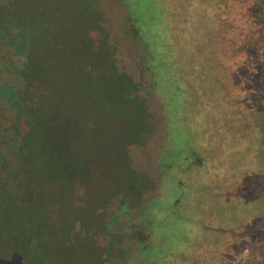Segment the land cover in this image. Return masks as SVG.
<instances>
[{"label":"rangeland","instance_id":"rangeland-1","mask_svg":"<svg viewBox=\"0 0 264 264\" xmlns=\"http://www.w3.org/2000/svg\"><path fill=\"white\" fill-rule=\"evenodd\" d=\"M59 1L68 5L70 12L79 19L87 15L93 24L97 19L102 25L107 24V32L114 37V55L103 47L89 48L85 60H94L102 75L96 81H82L79 85L81 80L74 69L75 65L65 66L63 52L50 49L42 54L48 82L39 108L56 106L80 125L79 134L71 135L67 144L57 143L59 135L63 133L59 122L44 119L43 126L40 121H35L36 114L31 110H21L25 116H15L7 131L9 122L3 118L5 109L0 106V195L4 188L11 192L10 199L26 192L37 212L34 220L41 221L43 219L40 217L46 215L50 221H54L53 215L56 213L55 219L61 225V235L55 240L50 238L44 264H66V257L70 254L76 264L95 263L98 256L96 245L84 239L85 242L77 240L71 244L66 242L64 236L63 227L69 221L70 214L68 205H74L79 199L78 190L85 188L89 193H99L107 183L114 194L115 188L127 193L124 199L125 202L129 200L128 212H124L120 219L126 222L128 218L129 223L132 222L135 210L156 194L153 189L156 187V169L159 165L155 147L156 140L160 141L159 137L157 139L158 131L166 122L168 136L164 141L161 139L159 146L160 151L162 147L167 150L164 154L162 151L164 161L181 162L182 157L192 150L187 143L202 148L192 150L199 155L200 161L186 172L180 173L176 169L177 176L171 182V193L162 195L157 190L158 201L149 207L150 213L154 205L159 210L154 218V245L152 238L149 241L152 256L156 257L154 263L166 264L161 258L159 260V256L164 258L171 255L173 264H249L245 261L254 259L264 250V199L259 197L264 177H254L256 165L249 153L250 144L234 131L226 129L228 126L221 123L218 131L224 135H211L215 142L210 144L208 138L203 140L202 136L191 134L194 125H205L203 117L194 116L203 104L193 96L197 90L189 86L192 79L184 77L185 74L177 76L178 71L187 73L194 68L190 57L182 56V48L195 50L197 45L206 44L213 26L217 33L220 32L221 25L225 23L222 22L224 7L228 6L227 10L230 11L236 6V0L229 1L225 6L218 5L216 0H86V3L100 6L98 17L95 8L84 6L81 0ZM19 2L15 1L16 14L22 16L35 0H27L21 8ZM45 4L44 10L49 11L52 3ZM259 19L256 24L253 21L252 26L248 25L254 45L247 58L249 64L244 70L251 72V76L243 79L239 71L236 73L240 78H236L233 73L226 75L220 71V93L216 94L213 87H206L209 94H216L213 98L220 110L235 109V102L247 97L245 89L254 92L264 88V19ZM176 24L180 26L179 33L171 32L170 40L164 37L165 40L160 42L167 46L166 50L170 53L163 51L165 54L158 55L153 49L158 52L160 46L152 45V48L146 41L149 29H159L160 26L162 30L171 29ZM228 27L231 29L230 25ZM136 29H139L137 33ZM236 32L230 31L226 38ZM51 42L46 38L40 39L38 46L44 48ZM221 49L220 46L217 50L214 48L217 51L214 52L216 61L227 63L221 64L222 67L232 66L236 69L234 60L228 62L219 54ZM206 55L203 53L202 56ZM171 60H175V63ZM54 61L56 66L52 67ZM113 61L114 67H117V61L118 68L133 78L135 88L140 87L141 95L138 93L137 97L144 101L152 117L151 131L150 118H146L143 104L133 101L134 88L124 78L125 74L122 75L117 68V71L113 69ZM167 62H172L171 67ZM1 64L5 65L0 61ZM255 68L259 69L260 78L252 75ZM66 71L71 75L70 80L66 86H62ZM179 84L184 85L182 91ZM56 89H62L63 99ZM110 114H114L116 120H109ZM11 117L13 115L8 118ZM1 152L7 157L2 158ZM58 158L87 165L88 171L91 167L92 171L103 177V181L95 182L88 177L80 184L63 185L58 175L61 172ZM133 179L138 184L136 191L134 189L135 196L130 195ZM180 182L183 183L182 189ZM178 197H182V201L175 206ZM7 202L6 198L0 199V222H4L0 237L5 239L12 236L25 241L22 237L13 236L12 231L16 222L23 226L26 224L22 221L26 214L16 212V216L12 217L16 221L11 223L9 220L12 218L5 216ZM120 204L119 201L114 209L117 206L119 211ZM126 227L118 230L125 234V231L131 230ZM33 241H37L36 237ZM118 241L121 242L114 237L112 250L116 249Z\"/></svg>","mask_w":264,"mask_h":264},{"label":"flooded vegetation","instance_id":"flooded-vegetation-1","mask_svg":"<svg viewBox=\"0 0 264 264\" xmlns=\"http://www.w3.org/2000/svg\"><path fill=\"white\" fill-rule=\"evenodd\" d=\"M15 1L0 0V61L5 63V65H0V106L5 109L2 115L3 118L9 122V127L6 130L10 129L11 120L15 116H25L24 112L21 111L23 109L31 110L35 113V121H40L43 126L44 119H49V111L53 112L55 110L58 114L56 113V116L52 117L51 120L59 122V127L63 128V133L57 143L67 144L71 135L79 134L80 125L78 126L71 115L62 113L61 109L56 106L50 105L43 109L39 108L40 100L45 95L44 89L48 82V76L44 74V56L42 54H44L45 50L48 51L50 49H55L60 53L63 52L65 66L66 64L75 65L74 69L77 70L81 80L79 85L82 84V79L90 83L92 80H97L102 75V71L94 69L93 77L86 76L88 74L91 76L88 70L93 64L96 65V62L92 59L87 62L85 53H87L89 48L97 49L98 47H103L107 51L109 50L113 56L114 46L112 41L114 37L107 32V24L106 26L102 25L98 19L93 24L90 16L86 17L87 15L79 19L70 12L68 5L63 4L59 0H35L34 4L30 6L29 10H25L22 16L16 14ZM18 1H20L18 4L21 8L27 0ZM81 1L84 6L95 8L96 15L98 9L101 10L100 6L96 7L93 2L91 5L86 3V0ZM46 2L52 3V8L49 11L44 10ZM44 38L52 42L45 45L44 48L39 47L40 39L42 41ZM51 65L52 67L56 66V61L51 63ZM116 65L118 68L117 61ZM118 70L121 71V74H127L119 68ZM70 76V73L68 74V71H66L62 86L67 85ZM86 78L88 80H85ZM55 91L62 99L64 98L62 89H56ZM134 91L136 95L138 93L141 95L140 87L134 88ZM11 115L13 117L8 118ZM108 118L112 120L111 114ZM149 121L151 123V131V115ZM166 126H168L167 122L158 131L157 139L159 137L160 141H164V138L168 136ZM160 141L156 140L157 147H155L156 159L159 165V168L156 169L158 173L154 184L156 187L153 189L156 194H153L146 204L135 210L131 223H129L128 218L126 222L120 219L124 212H128L129 200L125 202L124 199L127 193L124 194L115 188L114 194L107 183H105V187L101 188L99 193H96V191L93 194L89 193L85 188L78 190L80 200L75 201L74 205H68L70 212L69 221L63 227L66 242L72 244L77 240L84 239L86 242L90 240L98 248V256L95 258L94 264H155L154 260H156V257L152 256V246L154 245L153 229L155 227L154 218L159 210L154 205V210L152 209L153 211L151 210L150 213L149 207L158 201L157 190L161 191L162 195L171 193V182L177 176L175 173L176 169L180 173L186 172L191 166L200 161L199 155L192 150H190L189 154L182 157L183 160L181 162L164 161L162 151H164V154L167 150H163V147L161 151L159 150ZM11 144L14 145L15 142H11ZM1 153H3L2 158L7 157V154ZM57 161L61 166V172L58 175H60L63 185L80 184L88 177L93 178L95 182L103 181V177L92 171L91 167L88 171L87 165L82 166L77 161L66 162L67 159L63 161L62 158H58ZM109 185L111 186V184ZM179 185L180 189H182L183 183L180 182ZM2 191L0 199H8L5 208V216L7 218L9 217L10 219L16 216L15 213L18 211L26 214V217L22 219L26 224L23 226L16 222L12 231L13 236L22 237L26 242L12 236L5 239L0 237V264H44V254L46 255L50 238L55 240L61 235V225L55 219L56 213L53 215L54 221H50L51 219L46 215H44V218L40 217L43 220L36 221L33 219L35 213H37L35 206L30 204L31 199L26 192L22 193L21 196L14 195V200L10 199L11 192L7 191L6 188ZM130 195L135 196L134 189H130ZM119 201L121 204L118 211V207L116 206L114 209V206ZM181 201L182 197H178L175 206L179 205ZM1 209L2 206L0 204ZM27 217H29L28 220H26ZM9 221L12 223L16 220L12 218ZM3 224L4 222H0V229L3 228ZM123 226H127V230L131 228V230L125 231V234L121 233L118 229ZM35 237L36 242L33 241ZM114 237H118L121 242L118 241L115 245L116 249L112 250ZM151 238L153 244L150 247L149 241ZM13 258L14 260L11 263H5V261ZM160 258L166 264H173L174 258H171V255L164 258L159 256V260ZM66 262V264H76L72 261L71 254L66 257Z\"/></svg>","mask_w":264,"mask_h":264},{"label":"trees","instance_id":"trees-1","mask_svg":"<svg viewBox=\"0 0 264 264\" xmlns=\"http://www.w3.org/2000/svg\"><path fill=\"white\" fill-rule=\"evenodd\" d=\"M217 4L220 6H225L229 1L232 0H216ZM236 6L234 7L236 10L233 12L234 8L227 10L228 6L224 7V13L222 14V22L225 21V23L228 24H222L220 27V32H216L215 26L211 27L212 29L210 36H208L207 43L205 44H199L197 45L196 49L193 50L191 48H182L181 54L183 57H190L191 63H194V68H191V71H187V73H181L178 71L177 76L181 74H185L184 77H188L189 79H192L189 86H192L195 90L193 92V96H196L197 102H202V108L199 109V113L197 112L194 114L199 115L204 118V124L205 125H194L192 128L191 134H195L197 136H202L203 140H206V138L209 139V143H213L215 138L210 137L211 135H222V131H218L219 126L224 124L225 126H228L231 131H234L238 135L241 136L242 139L247 140L250 144V151L249 153L252 156V159L255 162L256 169L254 170V177L261 178L264 177V88L260 91L257 90L254 92L251 91V89H245L247 94V97L245 99H238L235 104L236 108H229V109H219V104H216V101L214 100L215 95L219 92L218 89V79L220 78L221 73H225L226 75H234L236 78H240V76L236 73L241 71V74L244 78H249L251 76V72L249 73L247 70H244V67L249 64V54L250 50L253 47L254 43L253 40V34H250L248 31V25L252 26L253 21L256 24V20H260V18L264 19V0H236ZM176 22V21H175ZM174 22V23H175ZM244 22V23H243ZM231 26V29H229L228 26ZM175 26V27H174ZM156 27V26H155ZM178 25H173L171 29H163L160 28H152L149 29V34L146 39L148 45L152 47V45H158L160 46L161 50L157 52V50L153 49L155 53L162 56L165 53H170L168 50H166L167 46H164L161 41L166 39H169V33L176 32L179 33ZM236 30L237 32L231 36L227 37L230 31ZM139 31V29H136V33ZM219 31V30H218ZM172 36V35H171ZM159 37L161 38L160 40ZM172 39V38H171ZM179 42L176 43L177 46ZM216 44V45H215ZM168 45V44H167ZM220 46L222 49L219 51V54L222 55L226 60L229 61H235L236 62V69H234L232 66H224L222 67L221 64H227L223 62H217L214 57V52L217 50V47ZM216 47V50L214 48ZM153 48V47H152ZM165 53H164V52ZM217 52V51H216ZM215 52V53H216ZM202 53V54H201ZM203 53H206V57H203ZM167 57V56H165ZM169 59V58H168ZM175 63V60H171ZM172 62H167L168 66L171 67ZM115 65L114 61L111 62V65L115 71H117V67H114ZM80 66L83 67V65L80 64ZM96 66L95 70L100 71V68L96 65H92V68H90L88 71L91 73V76L88 74L86 76L93 77V68ZM117 66V65H116ZM117 68V69H116ZM112 69V70H113ZM258 68L253 69L252 75L259 77V69ZM221 71V73H220ZM235 73V74H234ZM97 74V73H96ZM123 75V74H122ZM126 76L124 78H127L133 88H135V82L133 78L125 74ZM180 75V76H181ZM87 79V78H86ZM215 79V81L213 80ZM214 82H213V81ZM82 81H84L82 79ZM96 81V80H92ZM87 82V81H86ZM225 89V83L222 82ZM184 84V83H183ZM185 84H187L185 82ZM205 87H204V86ZM213 87L215 89L216 94L211 95L209 94L206 89L208 87ZM207 87V88H206ZM184 88V85L179 84V89L182 91ZM256 94L255 99H253V95ZM134 95V94H133ZM214 97V98H213ZM141 102L143 104V112L147 119L150 118L149 112L147 110L146 105L144 104V101H141L138 99L137 95L133 97V101ZM234 102V100H232ZM220 106L223 107V105L220 104ZM234 109V110H233ZM55 111V110H54ZM49 111V119L51 120L52 117L56 116L57 111L55 112ZM179 116V115H178ZM112 120L115 119V115L111 114ZM210 121L209 126L207 125ZM148 123V121H147ZM146 126V125H144ZM151 127V125H150ZM126 130L125 128H123ZM119 132V131H118ZM124 133V132H123ZM121 135H124L120 133ZM224 135V134H223ZM61 136V134L59 135ZM51 144V142H50ZM192 143H187V146L194 150V148L201 146L191 145ZM136 179V178H135ZM133 179L131 186L132 189H136L138 186L137 181ZM259 196L261 199H264V186L262 189V192ZM246 263L249 264H264V250L262 252H259V255L251 260H246ZM244 262V263H245Z\"/></svg>","mask_w":264,"mask_h":264},{"label":"water","instance_id":"water-1","mask_svg":"<svg viewBox=\"0 0 264 264\" xmlns=\"http://www.w3.org/2000/svg\"><path fill=\"white\" fill-rule=\"evenodd\" d=\"M1 260V259H0ZM14 260V258L12 259V260H7V261H5V263H11L12 261Z\"/></svg>","mask_w":264,"mask_h":264}]
</instances>
